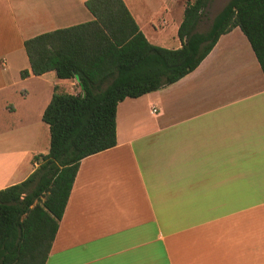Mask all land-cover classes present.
Segmentation results:
<instances>
[{
  "label": "crops",
  "instance_id": "crops-1",
  "mask_svg": "<svg viewBox=\"0 0 264 264\" xmlns=\"http://www.w3.org/2000/svg\"><path fill=\"white\" fill-rule=\"evenodd\" d=\"M87 1L0 0V190L47 154L54 88L81 90L22 79L23 44L92 21ZM122 1L150 44L181 48L194 0ZM45 264H264V76L238 27L181 80L118 104L116 146L80 162Z\"/></svg>",
  "mask_w": 264,
  "mask_h": 264
},
{
  "label": "trees",
  "instance_id": "trees-1",
  "mask_svg": "<svg viewBox=\"0 0 264 264\" xmlns=\"http://www.w3.org/2000/svg\"><path fill=\"white\" fill-rule=\"evenodd\" d=\"M211 0L187 2L178 30L181 48L150 44L122 0H88L93 20L26 40L30 74L79 79V93L54 88L42 121L49 150L23 182L0 190V264H45L80 162L116 146V109L174 84L194 71L220 36L238 27L264 76V0H228L198 33Z\"/></svg>",
  "mask_w": 264,
  "mask_h": 264
},
{
  "label": "rangeland",
  "instance_id": "rangeland-1",
  "mask_svg": "<svg viewBox=\"0 0 264 264\" xmlns=\"http://www.w3.org/2000/svg\"><path fill=\"white\" fill-rule=\"evenodd\" d=\"M228 0H211L208 9L206 10V14L204 15L201 24H199V30L203 33L206 32L211 24L213 18L222 10V8L226 5ZM35 82H32V85ZM39 84H42L39 82ZM63 87V86H62ZM66 89V88H62ZM57 90L58 93H63V91Z\"/></svg>",
  "mask_w": 264,
  "mask_h": 264
},
{
  "label": "water",
  "instance_id": "water-1",
  "mask_svg": "<svg viewBox=\"0 0 264 264\" xmlns=\"http://www.w3.org/2000/svg\"><path fill=\"white\" fill-rule=\"evenodd\" d=\"M75 80H76L77 82H79V79H78L77 76H75ZM80 88L82 89V86H80Z\"/></svg>",
  "mask_w": 264,
  "mask_h": 264
},
{
  "label": "built area",
  "instance_id": "built-area-1",
  "mask_svg": "<svg viewBox=\"0 0 264 264\" xmlns=\"http://www.w3.org/2000/svg\"><path fill=\"white\" fill-rule=\"evenodd\" d=\"M152 113H156V110L154 109V110H152Z\"/></svg>",
  "mask_w": 264,
  "mask_h": 264
}]
</instances>
